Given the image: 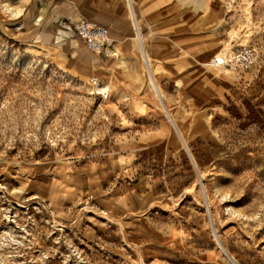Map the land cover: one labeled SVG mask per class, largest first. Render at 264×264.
Returning <instances> with one entry per match:
<instances>
[{"label":"rangeland","instance_id":"374dc122","mask_svg":"<svg viewBox=\"0 0 264 264\" xmlns=\"http://www.w3.org/2000/svg\"><path fill=\"white\" fill-rule=\"evenodd\" d=\"M51 13L0 0V264H264V0Z\"/></svg>","mask_w":264,"mask_h":264},{"label":"crops","instance_id":"0c3cea01","mask_svg":"<svg viewBox=\"0 0 264 264\" xmlns=\"http://www.w3.org/2000/svg\"><path fill=\"white\" fill-rule=\"evenodd\" d=\"M129 1L130 0H47V5L52 9L49 20L51 23H61L64 21L74 23L80 19L89 18L111 28L118 34H122L123 36H121L120 39L127 38L128 36L125 35L126 30L120 31L118 25L122 23L123 18L127 15V5ZM124 24L126 26V23Z\"/></svg>","mask_w":264,"mask_h":264},{"label":"built area","instance_id":"2783aa9c","mask_svg":"<svg viewBox=\"0 0 264 264\" xmlns=\"http://www.w3.org/2000/svg\"><path fill=\"white\" fill-rule=\"evenodd\" d=\"M73 30L74 34L92 51L112 58L119 56L117 40L109 28L98 21L89 18L80 19L73 25ZM216 63H227V60H217Z\"/></svg>","mask_w":264,"mask_h":264},{"label":"bare ground","instance_id":"6f19581e","mask_svg":"<svg viewBox=\"0 0 264 264\" xmlns=\"http://www.w3.org/2000/svg\"><path fill=\"white\" fill-rule=\"evenodd\" d=\"M14 14L16 15L17 14V12H14ZM85 43V42H84ZM227 56H226V54L225 53H223V54H221L220 56H218V57H215L214 58V60L217 62V60H225V58H226ZM109 84L108 83H105V82H97V89L99 90V91H101L102 93H107V91L109 90Z\"/></svg>","mask_w":264,"mask_h":264}]
</instances>
